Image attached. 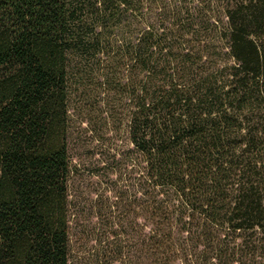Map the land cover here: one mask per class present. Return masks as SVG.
Returning <instances> with one entry per match:
<instances>
[{
	"label": "trees",
	"instance_id": "trees-1",
	"mask_svg": "<svg viewBox=\"0 0 264 264\" xmlns=\"http://www.w3.org/2000/svg\"><path fill=\"white\" fill-rule=\"evenodd\" d=\"M0 264H264V0H0Z\"/></svg>",
	"mask_w": 264,
	"mask_h": 264
}]
</instances>
